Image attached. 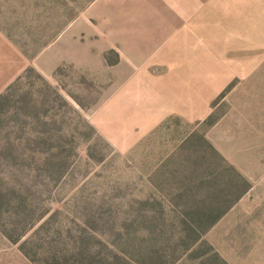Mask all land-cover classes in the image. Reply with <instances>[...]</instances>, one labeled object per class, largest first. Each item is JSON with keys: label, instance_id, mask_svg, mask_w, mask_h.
I'll return each mask as SVG.
<instances>
[{"label": "rangeland", "instance_id": "obj_1", "mask_svg": "<svg viewBox=\"0 0 264 264\" xmlns=\"http://www.w3.org/2000/svg\"><path fill=\"white\" fill-rule=\"evenodd\" d=\"M91 1L0 0V264H264V77L155 125L87 37ZM253 8L207 48L264 72Z\"/></svg>", "mask_w": 264, "mask_h": 264}, {"label": "crops", "instance_id": "obj_2", "mask_svg": "<svg viewBox=\"0 0 264 264\" xmlns=\"http://www.w3.org/2000/svg\"><path fill=\"white\" fill-rule=\"evenodd\" d=\"M255 1L264 5V0H92L86 35L97 38L96 52L117 54L112 67L120 71L118 84L126 86L120 99L135 102V116L155 117V125L169 117L201 121L230 83L252 86L264 77L252 46L245 54L207 48V36L227 26L223 15L238 21L245 13L252 20Z\"/></svg>", "mask_w": 264, "mask_h": 264}, {"label": "trees", "instance_id": "obj_3", "mask_svg": "<svg viewBox=\"0 0 264 264\" xmlns=\"http://www.w3.org/2000/svg\"><path fill=\"white\" fill-rule=\"evenodd\" d=\"M212 125V124H211ZM231 171V170H230ZM233 171V170H232ZM234 176H235V180L236 182L238 181L239 183L245 184V188L244 191H246L248 189V185L246 183V181L243 179V177L238 174L237 172L234 171ZM243 193V192H242ZM239 197V196H238ZM224 212L219 213L218 215H216L214 218L211 219V221H209L208 226L204 229V231H206L209 227H211L212 225H214L223 215ZM201 215V219H204L207 215L204 214L203 212L200 213Z\"/></svg>", "mask_w": 264, "mask_h": 264}]
</instances>
